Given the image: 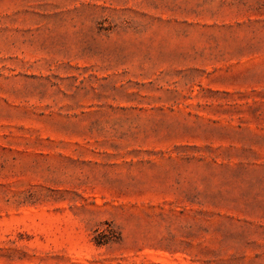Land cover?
I'll use <instances>...</instances> for the list:
<instances>
[{
  "label": "rangeland",
  "instance_id": "1",
  "mask_svg": "<svg viewBox=\"0 0 264 264\" xmlns=\"http://www.w3.org/2000/svg\"><path fill=\"white\" fill-rule=\"evenodd\" d=\"M0 264H264V0H0Z\"/></svg>",
  "mask_w": 264,
  "mask_h": 264
},
{
  "label": "trees",
  "instance_id": "2",
  "mask_svg": "<svg viewBox=\"0 0 264 264\" xmlns=\"http://www.w3.org/2000/svg\"><path fill=\"white\" fill-rule=\"evenodd\" d=\"M98 244H100V243L98 242Z\"/></svg>",
  "mask_w": 264,
  "mask_h": 264
}]
</instances>
